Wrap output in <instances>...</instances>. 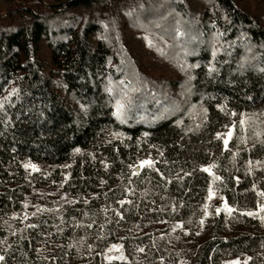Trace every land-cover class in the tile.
<instances>
[{"label": "trees", "instance_id": "trees-1", "mask_svg": "<svg viewBox=\"0 0 264 264\" xmlns=\"http://www.w3.org/2000/svg\"><path fill=\"white\" fill-rule=\"evenodd\" d=\"M239 4L33 0L2 16L0 264H264V17ZM46 185L77 201L22 221ZM112 243L125 259L104 258Z\"/></svg>", "mask_w": 264, "mask_h": 264}, {"label": "rangeland", "instance_id": "rangeland-1", "mask_svg": "<svg viewBox=\"0 0 264 264\" xmlns=\"http://www.w3.org/2000/svg\"><path fill=\"white\" fill-rule=\"evenodd\" d=\"M32 1L33 0H0V19L11 8L17 6H24V5L30 6V3ZM35 1H41V0H35ZM55 1L56 0H43V2L46 5L54 4ZM238 2L240 3L239 6H241L244 9L246 7H249L250 9L253 8L259 18L264 17V0H238ZM142 58H143L142 59L143 63L150 66L151 68V69L149 68V70L147 71L148 73L153 72L154 70H156V68L161 69L160 67L161 65L159 66L157 63H155L153 59L149 60L147 56H143ZM159 74L167 75L168 73L166 70H162ZM29 168H33L37 170L38 166L30 164ZM211 192H212V198L209 200L211 202H214L216 200V197L212 190ZM25 200L26 201L24 204V208L20 212L16 213V216H18L22 221H25L28 218V216H30L31 214L41 211L45 208L49 209L50 211L53 209L54 211L55 210L57 211L59 209H62V207H64V205H66L67 203L77 201L76 198H69L68 195L60 187H53L47 185L33 187L31 191L26 195ZM48 202H51L52 205L49 204L46 206ZM166 228H168V225L165 221H158L157 223L149 227V229L146 230V232H154L157 230H164ZM171 228L174 231L183 230V227L179 222H174L171 225ZM114 245L117 247H113ZM104 258L109 261L111 259H119V260L125 259V254L122 246L117 243H112L110 247L106 250ZM250 259H251L250 256L245 255L243 257H236L230 259L227 261L226 264H230V262L233 261H238V264H249Z\"/></svg>", "mask_w": 264, "mask_h": 264}, {"label": "snow or ice", "instance_id": "snow-or-ice-1", "mask_svg": "<svg viewBox=\"0 0 264 264\" xmlns=\"http://www.w3.org/2000/svg\"><path fill=\"white\" fill-rule=\"evenodd\" d=\"M215 54L216 53H215V50H214L213 53H212L213 57L215 56ZM192 67H195V66H192ZM213 70L214 69L210 66L209 67V72L211 73ZM189 79H191V77H189ZM115 108H116V111H115L114 115H116L117 118L120 119L121 116H122V113H123L124 104L121 101L118 100L116 102ZM233 115H234V113H233ZM244 123H245V121L243 119H241L240 124L243 126ZM231 135H232V133H231V131H229L228 137H231ZM224 144H225V147L227 148L228 139H225L224 140ZM140 164H141V166L147 165V166L151 167L152 162L150 160H142V161H140ZM204 171H210V168H205ZM215 179L219 180L220 177H215ZM261 194L264 195V193H261ZM211 198H212V192H211V190H209V199H211ZM121 203H123V201ZM261 207L264 208V205H262ZM224 208L228 212H231L232 211V209L228 206L227 203L224 204ZM217 211L219 212V209H217ZM207 214H208L207 213V206H205V216H207ZM247 215H253V213L249 212V213H247ZM261 219H264V217H262ZM113 247H117V246L114 245ZM0 260H3V257H0ZM230 264H238V261L230 262Z\"/></svg>", "mask_w": 264, "mask_h": 264}]
</instances>
